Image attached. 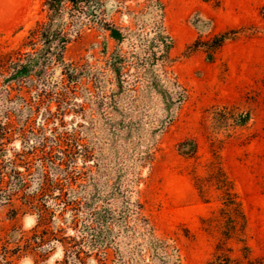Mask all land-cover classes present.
I'll return each instance as SVG.
<instances>
[{
  "label": "rangeland",
  "instance_id": "1",
  "mask_svg": "<svg viewBox=\"0 0 264 264\" xmlns=\"http://www.w3.org/2000/svg\"><path fill=\"white\" fill-rule=\"evenodd\" d=\"M92 8L0 0V264H208L219 226L203 221L222 208V175L247 218V257L264 261V0ZM164 71L180 102L166 100ZM62 153L70 197L52 187ZM227 247L245 264L242 244Z\"/></svg>",
  "mask_w": 264,
  "mask_h": 264
},
{
  "label": "trees",
  "instance_id": "2",
  "mask_svg": "<svg viewBox=\"0 0 264 264\" xmlns=\"http://www.w3.org/2000/svg\"><path fill=\"white\" fill-rule=\"evenodd\" d=\"M64 1L71 3L75 8L78 7V4L80 3H84L85 5H92V11L91 14H96V12L99 11V7L101 5L102 0H47V5H48V9L49 11H53L54 13H57L61 3H63ZM51 37V36H50ZM53 37V36H52ZM216 47H220L222 45V43L225 40L224 35H221L219 37H217L216 39ZM159 41H161V45L163 48V53H161V62L162 63H168L169 59H168V54H169V49H170V43H169V39L167 36L164 35L163 33V28L161 26V30L159 31ZM48 51V50H47ZM31 62V61H30ZM120 62L119 56H116V54L113 55V61H112V67L114 69V71L119 75L120 77V69L117 67V63ZM31 68V63L28 64V69ZM164 77L167 78L164 81H170V79L168 78L167 74L163 73ZM171 89L172 92H169L167 95V99L166 100H172L171 95H175V99L176 101L180 102L182 100V98L184 97V89L173 79H171ZM120 85H122V82L119 83ZM166 89V88H165ZM172 93V94H170ZM245 120V118H244ZM193 144L191 143V141H186L184 143H182L180 145V148L182 150V153L185 155H188L189 153L192 152L191 149H193V147H191ZM63 155V159H59L58 163H56L55 161L50 162V164L56 168V170H58L59 172H64V170L62 169V167L66 166L67 167V162L65 161L64 158H66V155ZM55 170V169H54ZM65 173V177L64 178H60V179H56L53 181L52 187L58 188L59 189V195L67 193L70 194V196H72L74 193H76V190L72 188V184L71 182L74 180V176L72 173H68V172H64ZM62 180V181H61ZM3 181L2 177L0 178V183ZM62 183L65 184V188L61 189L60 187H62ZM22 185V184H21ZM216 185L218 186V189L222 190V200H221V205L222 208H220L218 210V216L211 218V220H205L203 222H213L215 224H218L219 228V235H220V239L218 241V243L216 244V251L215 254L213 256V258L208 262V264H242V261L239 260H234L230 257L229 253L231 252V249L227 247V242L230 240H235L237 243L242 244V256L245 261V264H264V261L259 260V261H252L250 259H248L247 257V252H248V247L245 244V239H246V228H247V218L245 213L242 210L241 204L240 202L237 200V196L236 194L233 192L231 183L228 181V179L225 176H219L218 177V182L216 183ZM200 193L203 192L204 190V185H199L198 186ZM24 191L25 187L19 189L18 188V192L19 191ZM40 191L45 190L44 185L40 186L39 188ZM65 190V192L63 191ZM43 195V194H42ZM36 198V197H35ZM34 199V198H33ZM66 200V201H65ZM62 204L64 205V210L67 209V207H69L71 209V211L75 214V212H79V209L81 208L82 204L79 200L77 199H70L69 201H67L68 199H65ZM35 201V200H34ZM37 210V209H36ZM41 210V209H40ZM42 211V210H41ZM42 213H45L44 211ZM42 213L40 214L41 216H39V224L42 222H46L45 218L42 217ZM75 216V215H73ZM75 219V217L72 218V220ZM170 248L173 250V248L170 245L165 244L164 241L161 242V250L164 253H167L168 250H170ZM4 253V252H2ZM0 252V255L2 254ZM76 256L75 253H71V256H65L66 257V262L68 263V259L69 258H75L78 261L79 256ZM5 264H11V261H7L5 260ZM65 263V262H64Z\"/></svg>",
  "mask_w": 264,
  "mask_h": 264
}]
</instances>
